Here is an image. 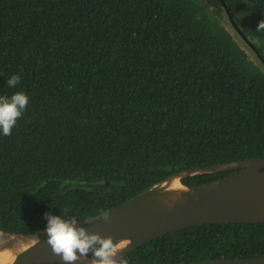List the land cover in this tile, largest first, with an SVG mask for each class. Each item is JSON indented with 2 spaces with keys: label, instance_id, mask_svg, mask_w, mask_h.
Wrapping results in <instances>:
<instances>
[{
  "label": "trees",
  "instance_id": "16d2710c",
  "mask_svg": "<svg viewBox=\"0 0 264 264\" xmlns=\"http://www.w3.org/2000/svg\"><path fill=\"white\" fill-rule=\"evenodd\" d=\"M262 19L264 0H0V96L30 98L0 132V231L44 234L45 213L83 224L184 170L264 159ZM261 257L264 224H223L123 261Z\"/></svg>",
  "mask_w": 264,
  "mask_h": 264
},
{
  "label": "water",
  "instance_id": "95a60500",
  "mask_svg": "<svg viewBox=\"0 0 264 264\" xmlns=\"http://www.w3.org/2000/svg\"><path fill=\"white\" fill-rule=\"evenodd\" d=\"M224 6L225 3L222 1ZM227 12H229L227 10ZM240 37L254 50L228 13ZM240 171L202 186H187L183 180L199 175ZM178 182L181 188H174ZM110 223L101 215L81 224L90 233L112 237L119 259L137 247L181 230L223 224H264V159L196 167L184 170L111 209ZM46 235H25L0 231V252H10V264H63L52 254ZM187 264H264V257L216 259Z\"/></svg>",
  "mask_w": 264,
  "mask_h": 264
},
{
  "label": "clouds",
  "instance_id": "9594fccd",
  "mask_svg": "<svg viewBox=\"0 0 264 264\" xmlns=\"http://www.w3.org/2000/svg\"><path fill=\"white\" fill-rule=\"evenodd\" d=\"M256 29L264 30V19ZM20 80L19 75H12L7 80V87L15 88ZM29 102V96L22 91H17L10 97L0 96V132L4 136L12 134ZM45 218L46 243L50 246L52 254L58 256L63 264H124V261L118 258L112 237L88 232L75 217L65 219L45 213ZM100 218L111 222L107 213H103Z\"/></svg>",
  "mask_w": 264,
  "mask_h": 264
},
{
  "label": "bare ground",
  "instance_id": "6f19581e",
  "mask_svg": "<svg viewBox=\"0 0 264 264\" xmlns=\"http://www.w3.org/2000/svg\"><path fill=\"white\" fill-rule=\"evenodd\" d=\"M174 188H181V185L176 182ZM13 261V256L10 252H0V264H10Z\"/></svg>",
  "mask_w": 264,
  "mask_h": 264
}]
</instances>
